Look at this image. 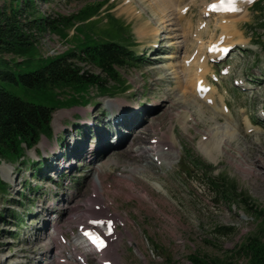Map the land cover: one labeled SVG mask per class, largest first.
<instances>
[{
    "label": "rangeland",
    "instance_id": "1",
    "mask_svg": "<svg viewBox=\"0 0 264 264\" xmlns=\"http://www.w3.org/2000/svg\"><path fill=\"white\" fill-rule=\"evenodd\" d=\"M214 1L219 0H34L41 17H72L62 28L67 36L49 27L30 30L37 56L84 47L72 15L101 4L92 28L110 27V16L127 24L126 42L138 58L118 68L123 84L102 75L108 90L90 85L79 97H89L86 103L56 108L52 135L24 153L30 161L1 160L7 190L0 191V264H52L60 251L70 258L61 264H77L76 253L90 250L82 245L81 225L97 235L109 233L90 224L93 219L112 223L116 232L104 255L111 264H192L194 254L220 257L257 223L264 225V215L254 212L256 206L264 212V8L254 7L260 1L264 7V0L250 1L234 17L208 11ZM179 11L186 15L179 17ZM213 43L230 50L209 58ZM195 62L208 67L196 94ZM188 148L214 166V175L235 180L250 209L240 199L215 195L201 171L186 162ZM55 220L64 239L48 232ZM218 226L232 231L225 235ZM70 246H80L75 255L65 249ZM92 250L89 264H104Z\"/></svg>",
    "mask_w": 264,
    "mask_h": 264
},
{
    "label": "trees",
    "instance_id": "2",
    "mask_svg": "<svg viewBox=\"0 0 264 264\" xmlns=\"http://www.w3.org/2000/svg\"><path fill=\"white\" fill-rule=\"evenodd\" d=\"M260 3L262 1L255 4V9L263 10ZM100 5H85L76 15H72L78 22L74 29L83 36L84 47H73L55 56L41 57L37 56V47L30 30L35 28L43 32L49 27L52 31L67 36L62 28L72 22V17L51 21L40 16L35 9L34 0L3 1L0 7V162L2 159L9 162L24 159L30 161L31 159L24 158L26 149L35 146L41 137H49L53 133L52 112L64 105L86 103L89 97L83 100H79V97L84 96L82 93L90 85L101 91L108 90L103 77L124 83L118 68L127 63L134 64L133 61L138 58L136 52L129 48L131 44L126 42L130 28L110 16V27L101 28L97 32L92 28L95 22L91 19ZM75 38L80 39L77 36ZM2 54H11L12 57L6 59ZM17 57L22 58L19 60ZM84 63L99 67L100 72L91 73L81 65ZM125 86L121 89L124 90ZM184 152L186 162L193 163L201 171L200 177L209 182L215 195L222 194L226 201L236 203L240 199L244 202L243 209H250V202L242 195L245 192L238 191L235 180L225 175H214V166L208 164L192 148L185 149ZM191 169L192 167L189 171ZM3 190H7V187L0 178V191ZM254 212L264 215L263 210L257 206ZM256 225L226 255L203 259L194 254L190 256L191 263L238 264V260L242 258V264H264V225L261 222ZM219 231L227 235L232 230L220 226L217 232Z\"/></svg>",
    "mask_w": 264,
    "mask_h": 264
},
{
    "label": "bare ground",
    "instance_id": "3",
    "mask_svg": "<svg viewBox=\"0 0 264 264\" xmlns=\"http://www.w3.org/2000/svg\"><path fill=\"white\" fill-rule=\"evenodd\" d=\"M249 1L250 0H231V1H228V0H219V2H217L216 3V6L214 7V8H208V6H207V10L208 11H212V12H217V13H220V14H223V15H230L231 14V16L232 17H234V16H236L235 14H239L241 11L243 12L244 11V9H245V6L249 3ZM221 2V3H220ZM133 3V2H132ZM224 3H228V4H233L232 5V7H234V9L235 10H227V8H225L223 5H224ZM132 8H133V6H132ZM132 8H130V9H132ZM185 7H182L180 10L182 11L183 9H184ZM129 9V8H128ZM180 12V11H179ZM179 15V17H183V16H185L186 14H183L182 12H180V14H178ZM183 15V16H182ZM166 16V15H165ZM222 19H224L223 17H222ZM231 19V18H230ZM234 20H235V18H233ZM220 20H221V18H220ZM230 23H232V22H230ZM229 23V24H230ZM233 24H235V23H233ZM232 27V25L231 26H225L224 28L225 29H229V28H231ZM145 30H146V32L144 31V33L142 34V38H146V36H147V30H148V28L146 27V28H144ZM142 31V32H143ZM226 44H224V45H222V46H218V44L217 43H213V44H210V45H208V53H209V58H213V57H220L222 54H223V51H224V49L226 48V46H225ZM194 64H196V66H197V68L200 66V72L198 71L197 72V78H196V81L194 80V87H192L193 88V92L195 93V90H196V82H198V81H200V80H202V77L201 76H203V79H204V74H206L207 73V64L205 65V64H203L202 63V65L201 64H198L197 62H195ZM188 69L190 68V66L189 67H187ZM205 81V80H204ZM202 84H203V82H201ZM207 83V82H206ZM201 85V84H200ZM196 94V93H195ZM176 107V104L175 103H172V105H171V108H175ZM115 120V119H114ZM117 122V121H116ZM252 128V127H251ZM133 138H134V140H137L138 142H140L139 141V138H138V135H137V132H134L133 131ZM156 144H158V142L156 141V142H153L152 144H151V146H153V148H154V146H156ZM116 149H118V148H120L119 146H114ZM113 148V147H112ZM111 151H113L112 149H110ZM120 150V149H119ZM90 158H89V160H92V158L94 159V156H89ZM74 158V157H73ZM75 158H77V157H75ZM108 164V163H107ZM101 166V165H100ZM65 168V167H64ZM63 168V169H64ZM101 168V167H100ZM252 170V169H251ZM56 172H58V171H56ZM102 184V181L100 180V185ZM97 185V184H96ZM99 185V184H98ZM74 210V208H72L71 209V211H73ZM96 215H98V214H96ZM94 216V215H93ZM98 220L99 219H93V220H91V223L90 224H92V225H94V224H96L97 225V222H98ZM54 221V220H53ZM56 221V225L55 226H53L57 231H58V233H60L61 235H62V233L60 232L61 231V228L59 227V225H58V221L57 220H55ZM97 221V222H96ZM50 224V223H49ZM48 224V225H49ZM86 226V225H85ZM85 226H83V225H81V232H83V234H84V236H88V239H91L92 237H96V238H94V240L95 239H97L98 240V243H96V242H94V241H92V245L93 246H95L98 250H97V252L101 255V258L103 259V260H106L105 259V252L107 251V250H105L106 248H108L109 246H110V243H112V241L114 240L113 238H114V235H115V231H113V232H111V233H108V234H106V235H104V236H101V235H97V234H94L95 232H93V231H91V232H88V227L86 228ZM111 229H112V227H111ZM62 237L64 238L65 236H63L62 235ZM113 237V238H112ZM52 239H56L55 238V236H53L52 237ZM113 239V240H112ZM56 241V240H55ZM40 242H38V243H36V244H39ZM37 246V245H36ZM36 246H35V248H36ZM79 247L80 246H70V247H66L65 249H68V250H72V253H73V255H75V253L77 252V250L79 249ZM34 248V249H35ZM82 249V248H81ZM84 250V249H83ZM65 251H60V253H58V257H56L55 259H54V261H53V263L52 264H54V262L56 263V264H61V263H63L64 261H68V260H70V258H66V254L64 253ZM112 252V251H111ZM83 253V256L84 257H82L83 258V260L84 259H86V256L90 253L89 252V250L88 251H83L82 252ZM94 253V252H93ZM81 257V256H80ZM80 257H77L76 256V262L75 263H77V264H83L84 262H83V260H80ZM112 257L115 259V261L116 262H118L119 261V254L117 255V249H114V251L112 252ZM88 264H89V262H90V259H86L85 260ZM105 262V261H104ZM24 264V263H23ZM104 264H111L108 260H106V262L104 263Z\"/></svg>",
    "mask_w": 264,
    "mask_h": 264
},
{
    "label": "clouds",
    "instance_id": "4",
    "mask_svg": "<svg viewBox=\"0 0 264 264\" xmlns=\"http://www.w3.org/2000/svg\"><path fill=\"white\" fill-rule=\"evenodd\" d=\"M61 53H62V52H61ZM47 55H48V54H47ZM55 55H56V54H55ZM55 55H53V56H55ZM73 123H75V121H73ZM73 123H72V124H73ZM77 126H79V125H77ZM2 160H5V159H2ZM41 160H42V159H41ZM41 160H37V161L32 160V161L35 162V164H37V163L40 164V163L42 162ZM35 164H34V165H35ZM42 164H43V163H42ZM32 165H33V164H32ZM47 166H48V164L46 165V168H47ZM39 168H40V167H39ZM39 168H38V171L40 170ZM48 170H49V169H47V171H48ZM50 171H51V170H50ZM53 226H54V225H53ZM53 226H51V227H53ZM51 227H49V228H51ZM49 228H48V230H49ZM82 244H83V243H82Z\"/></svg>",
    "mask_w": 264,
    "mask_h": 264
},
{
    "label": "snow or ice",
    "instance_id": "5",
    "mask_svg": "<svg viewBox=\"0 0 264 264\" xmlns=\"http://www.w3.org/2000/svg\"><path fill=\"white\" fill-rule=\"evenodd\" d=\"M227 10H235L234 7H232L231 5L229 6V8Z\"/></svg>",
    "mask_w": 264,
    "mask_h": 264
}]
</instances>
